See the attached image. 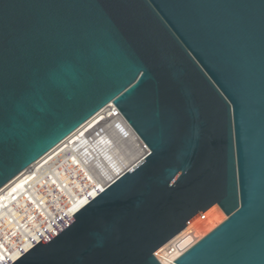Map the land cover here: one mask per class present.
<instances>
[{
  "label": "water",
  "instance_id": "water-1",
  "mask_svg": "<svg viewBox=\"0 0 264 264\" xmlns=\"http://www.w3.org/2000/svg\"><path fill=\"white\" fill-rule=\"evenodd\" d=\"M73 212L10 264H264V0H0V188Z\"/></svg>",
  "mask_w": 264,
  "mask_h": 264
},
{
  "label": "bare ground",
  "instance_id": "bare-ground-1",
  "mask_svg": "<svg viewBox=\"0 0 264 264\" xmlns=\"http://www.w3.org/2000/svg\"><path fill=\"white\" fill-rule=\"evenodd\" d=\"M31 168L33 169L31 172H28L27 168L0 188V234H2L4 229L9 225L12 219L10 218V214L15 206L20 203V198H22L25 193H31L34 189V185L38 181L37 177L42 176L41 172L34 164L31 165ZM71 214H73V212L67 207L64 212H61L58 217H55L54 221H50L53 223L41 227L40 229L37 228L33 233H24L20 238L24 239L23 241L14 240L3 244L4 241L0 237V264H7L14 260L21 252L29 248L49 232L52 229L51 227ZM224 217V212L217 204L210 205L192 219L184 229L159 247L156 251V257L161 264L173 263V260L185 249L212 230Z\"/></svg>",
  "mask_w": 264,
  "mask_h": 264
},
{
  "label": "built area",
  "instance_id": "built-area-1",
  "mask_svg": "<svg viewBox=\"0 0 264 264\" xmlns=\"http://www.w3.org/2000/svg\"><path fill=\"white\" fill-rule=\"evenodd\" d=\"M32 170L33 169L30 166L28 168V172H31ZM37 180L38 181L34 185V189L31 191V193H25L24 196L20 198V203L15 206L12 212L10 211V218L12 219L10 220L9 225L6 227V229H4V232L0 234V237L4 241L3 244L14 240L23 241L24 239L20 238L24 233H33L35 229H40L41 227L53 223L50 221H54L55 217H58V215L61 212H64L68 207L43 175L38 176ZM67 218L51 227L52 229L43 237H45L58 225L64 222ZM41 239H39L38 241H40ZM37 242H35L34 244H36ZM33 245H31L30 247H32ZM29 248L21 252V254H19L15 259L25 253ZM154 255L156 256V252L154 253ZM14 260L8 262L7 264L12 263Z\"/></svg>",
  "mask_w": 264,
  "mask_h": 264
},
{
  "label": "rangeland",
  "instance_id": "rangeland-1",
  "mask_svg": "<svg viewBox=\"0 0 264 264\" xmlns=\"http://www.w3.org/2000/svg\"><path fill=\"white\" fill-rule=\"evenodd\" d=\"M225 218H226V215H225V217L223 218V220H224ZM223 220H221V221H223ZM221 221H220V222H221ZM220 222H219V223H220ZM219 223H217V225H218Z\"/></svg>",
  "mask_w": 264,
  "mask_h": 264
}]
</instances>
